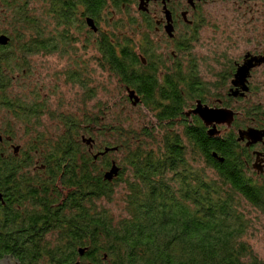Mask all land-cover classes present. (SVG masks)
I'll return each instance as SVG.
<instances>
[{
	"label": "flooded vegetation",
	"instance_id": "af4514ba",
	"mask_svg": "<svg viewBox=\"0 0 264 264\" xmlns=\"http://www.w3.org/2000/svg\"><path fill=\"white\" fill-rule=\"evenodd\" d=\"M237 12L243 14L238 20ZM228 13L231 27L225 28L231 30L224 32L220 23ZM35 25L37 46L29 45L33 31L27 29ZM236 29L244 33L239 55ZM123 59L132 61L127 75L115 69ZM243 65L248 66L245 82L235 87ZM33 69L38 88L30 95L24 84ZM177 77L183 109L174 129L234 141L245 153L249 183L263 188L262 205L251 208L264 219V0H0V230H20L31 215L59 211L65 227L76 214L77 191L67 183L65 167L33 149L31 134L42 127L41 117L55 118L56 131H73L77 102L80 116H106L108 85H114L121 113L126 106L133 109L139 128L156 136L162 107L147 101H158L165 80ZM62 103L69 108L62 110ZM197 107L228 115L206 124L194 114ZM91 145L89 154L103 157L95 142ZM83 202L88 210V199ZM54 236L50 231L44 239ZM75 264H91L85 251Z\"/></svg>",
	"mask_w": 264,
	"mask_h": 264
},
{
	"label": "trees",
	"instance_id": "16d2710c",
	"mask_svg": "<svg viewBox=\"0 0 264 264\" xmlns=\"http://www.w3.org/2000/svg\"><path fill=\"white\" fill-rule=\"evenodd\" d=\"M27 29L33 31L29 45L37 46L36 25ZM131 62L114 63L116 71L127 75ZM176 79L165 80L158 101H147L162 107L156 136L151 129L122 127L127 120L117 117L114 126L103 125L97 114L75 117L73 131L31 134L33 149H42L69 174L67 183L77 191L76 214L70 213L72 222L65 227L59 211L31 215L20 230H0V257L11 255L20 264H75L79 251H85L91 264H263L244 241L250 226L244 205H262L263 188L249 183L245 153L234 141L174 129L183 109L181 78ZM104 133L113 134L114 142L98 146L94 135ZM83 138L108 152L94 159ZM113 152L123 153L122 170L106 181L104 174L116 163L105 157ZM119 185L122 217L114 219L99 205L112 204ZM83 199H88V210ZM50 231L54 239H44ZM69 235L72 240L64 238Z\"/></svg>",
	"mask_w": 264,
	"mask_h": 264
},
{
	"label": "rangeland",
	"instance_id": "374dc122",
	"mask_svg": "<svg viewBox=\"0 0 264 264\" xmlns=\"http://www.w3.org/2000/svg\"><path fill=\"white\" fill-rule=\"evenodd\" d=\"M223 12V9H221V13ZM231 14V13H230ZM230 14L228 13V18L226 19V21H222L220 23V20L217 21V23H220L221 31H226L229 32L231 29H227L225 27H231L230 25ZM242 12H237L236 14L233 13V16L237 18H240V16H242ZM229 19V21H228ZM238 20V19H237ZM243 21V20H242ZM229 25V26H228ZM242 31H240L239 29H236L234 36H236L237 38V55H239L241 52V50L244 49V37H243ZM246 35V33H245ZM208 37V38H207ZM205 38L208 40H213V33L210 30H206V35ZM209 50V49H208ZM34 61H37L36 58H34ZM33 76H30L29 80L26 81V85L24 84V89H26L27 92H29L30 95H33V93L31 91L35 90L36 88H38V85L36 84V80H37V74L36 71L33 69ZM49 84V83H46ZM19 91H22L23 89L21 88V86H19L17 88ZM108 97H107V102H106V106L108 108V114L106 116H101L102 117V124L103 125H107V126H114L116 124V117L117 119L120 120H127L125 123L123 122L122 127H127L130 125V127H132L134 130H138L141 121L138 118L139 113L137 114L133 109H130L128 106H126V110L124 113H121L120 108H121V104L118 102V99H116V97L113 95L116 93V89L114 87V85H108ZM105 101V100H103ZM93 102H91L92 104ZM95 103V101H94ZM77 115H76V120H80L82 117L80 116V112H79V101L77 102ZM69 107L67 106L66 103H62V107L61 109H68ZM81 117V118H80ZM39 124L42 126L41 128L38 129V131L44 135L50 133V135L54 136L55 134H57V131L53 129V127L55 125H57L56 123L58 122L55 118H50V117H41L39 119ZM35 123V122H34ZM38 125V124H37ZM37 125H36V131H37ZM48 129L50 131H48ZM37 133V132H34ZM94 137L97 138V145L99 146V144H101L102 142H114V137L113 134H111L110 136H106L105 133L102 135H94ZM122 157H123V153L122 152H113V153H109V156H106L105 158L109 159L111 158V160H114V162L117 164H119V166H121V162H122ZM127 173V172H126ZM128 174V173H127ZM125 177V175H123V178ZM122 185H119L114 187V193H113V197L114 199V203L112 202V204H103L100 203L99 206H103L105 207L107 210H109L111 212V214L113 215L114 219L120 218L121 216V208L120 206H118V201H119V192L120 191H124L122 188ZM245 207V216L247 218V220L249 221L250 226H248V231L246 234V237L244 238V241L247 243L250 252L252 254H254V256L257 259H264V219L263 218H259L258 213H255L253 211V209L251 208L250 205L246 204L244 205Z\"/></svg>",
	"mask_w": 264,
	"mask_h": 264
},
{
	"label": "water",
	"instance_id": "95a60500",
	"mask_svg": "<svg viewBox=\"0 0 264 264\" xmlns=\"http://www.w3.org/2000/svg\"><path fill=\"white\" fill-rule=\"evenodd\" d=\"M247 72H248V66H246V65L241 66L237 71L236 81L233 82V86H235V87L243 86ZM131 95L132 94H130L129 98L132 100L133 97ZM136 103H137V100H135L133 102V105H136ZM194 114H196V115L198 114L206 122V124H210L212 122H219L220 120L227 118L228 112H226L224 110H208L207 108L197 107ZM209 134L213 135V132L210 131ZM82 142L91 147L93 140H91V139L85 140L83 138ZM111 151H114V150H111ZM107 152H108V150H105L100 155H103L104 153H107ZM97 156L98 155H96L94 157V159H96ZM117 172H118V169L115 166V164H113L112 168L104 174V179L106 181H111V179L117 175ZM0 264H19V263L14 258L10 257V259H4V260L0 261Z\"/></svg>",
	"mask_w": 264,
	"mask_h": 264
}]
</instances>
